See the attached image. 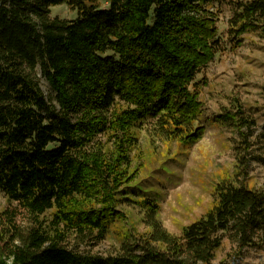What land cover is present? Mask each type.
I'll return each mask as SVG.
<instances>
[{
	"label": "trees",
	"instance_id": "1",
	"mask_svg": "<svg viewBox=\"0 0 264 264\" xmlns=\"http://www.w3.org/2000/svg\"><path fill=\"white\" fill-rule=\"evenodd\" d=\"M227 1L0 0V192L34 219L25 232L10 219L0 264H212L225 233L239 254L264 249V190L241 180L253 161L264 165V125L242 105L215 119L237 134L236 172L204 216L175 235L156 200L127 197L135 129L190 145L202 137L196 78L221 51L215 5ZM64 4L75 19L51 17ZM234 6L232 45L249 33L264 40V0ZM128 204L150 232L112 256L78 250L104 241Z\"/></svg>",
	"mask_w": 264,
	"mask_h": 264
},
{
	"label": "rangeland",
	"instance_id": "2",
	"mask_svg": "<svg viewBox=\"0 0 264 264\" xmlns=\"http://www.w3.org/2000/svg\"><path fill=\"white\" fill-rule=\"evenodd\" d=\"M250 1L231 0L215 5L220 12L221 51L196 78L202 103L198 121L204 128L202 137L190 145L152 137L148 127L135 129L139 143L131 157L132 171L136 170L137 177L129 185L127 197L135 204L147 198L156 200L160 206L158 219L169 233L180 235L184 228L204 216L213 207L216 186L235 175L234 146L238 137L233 131L220 127L215 122L216 117L225 108L232 109L237 104L256 118L258 131L264 125V40L249 33L241 45L235 47L227 35L228 22L235 12L234 3ZM76 15L65 4L51 10L52 18L73 20ZM40 84L45 95L55 96L44 79L41 78ZM255 148L257 154L263 155L264 141ZM248 174L247 179L242 176L241 180L251 188L264 190V165L253 161ZM118 209L124 216L112 225L106 239L96 245L79 246L78 250L108 257L117 254L130 237L150 232L139 205H120ZM47 218L50 215L44 220ZM10 219L24 232L34 223L31 215L10 203L0 192V248L13 234ZM222 239L212 264H264V249L244 250L239 254L238 245L227 233ZM77 244L76 239L69 238L70 248Z\"/></svg>",
	"mask_w": 264,
	"mask_h": 264
}]
</instances>
